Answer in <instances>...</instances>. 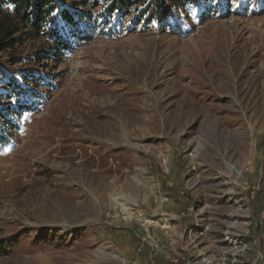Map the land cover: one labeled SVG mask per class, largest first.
<instances>
[{"label": "rangeland", "instance_id": "374dc122", "mask_svg": "<svg viewBox=\"0 0 264 264\" xmlns=\"http://www.w3.org/2000/svg\"><path fill=\"white\" fill-rule=\"evenodd\" d=\"M223 8L185 30L133 12L48 65L2 55L51 89L0 148V264H264V0Z\"/></svg>", "mask_w": 264, "mask_h": 264}, {"label": "trees", "instance_id": "16d2710c", "mask_svg": "<svg viewBox=\"0 0 264 264\" xmlns=\"http://www.w3.org/2000/svg\"><path fill=\"white\" fill-rule=\"evenodd\" d=\"M227 1L111 0L99 16H94L90 12V0H74L73 7L86 10L72 12L61 7L58 0H0V59L8 54L10 66L48 65L64 59L76 47L96 36L120 33L133 12H138L134 24L148 21L162 27L190 29L193 20L202 22L223 11ZM139 5L144 8L139 9ZM91 6L98 8L100 4L96 2ZM27 43H32L34 49L29 55L21 51ZM48 79L49 75L38 69L19 73L0 64V148L10 145L19 121L42 102L47 90L51 89ZM10 250L11 244L0 243V254L8 255Z\"/></svg>", "mask_w": 264, "mask_h": 264}]
</instances>
